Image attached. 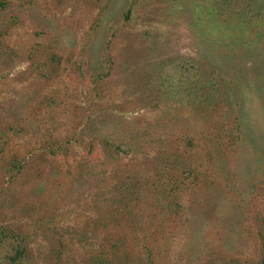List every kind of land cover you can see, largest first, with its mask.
I'll return each instance as SVG.
<instances>
[{"label":"rangeland","instance_id":"rangeland-1","mask_svg":"<svg viewBox=\"0 0 264 264\" xmlns=\"http://www.w3.org/2000/svg\"><path fill=\"white\" fill-rule=\"evenodd\" d=\"M196 2L0 0V264H261L264 13L222 77Z\"/></svg>","mask_w":264,"mask_h":264},{"label":"trees","instance_id":"trees-1","mask_svg":"<svg viewBox=\"0 0 264 264\" xmlns=\"http://www.w3.org/2000/svg\"><path fill=\"white\" fill-rule=\"evenodd\" d=\"M196 10L195 23L199 28V37L201 45V54L203 61L206 63L211 72L214 74H221L222 77H225L228 72H231L229 64L233 63L230 60L235 58V55L231 50H226L225 45L233 44L239 40H242L241 37H246L249 40H253L254 35L256 34V27L259 18L264 13V0H205V2H196L193 6ZM125 16L128 17V12H125ZM208 53H211V58L208 57ZM218 53L222 54L221 60L214 61L213 56H219ZM55 56V55H53ZM231 77L235 74L233 73ZM211 72L209 74H211ZM196 74V72H195ZM207 73L205 74V80L198 81L193 80V84L188 87L192 89L195 94L192 96V100L196 102L199 97L202 105L206 107L203 112V116L211 117L213 114V109L208 107L209 102L217 101L214 100L218 96V90L214 89L213 91L208 90L210 86H207L206 83L210 79V76ZM229 76V75H227ZM230 86V90L235 91L234 81ZM201 87H206L205 97H201L199 91ZM216 92V94H213ZM235 93V92H234ZM202 94V93H201ZM216 95V96H213ZM231 95V94H230ZM206 97H208L206 99ZM205 99V101H204ZM213 99V100H211ZM218 115V114H217ZM112 144V142H110ZM114 147H119L120 144H113ZM157 193V192H155ZM18 256V253L12 257L14 260ZM261 264H264V247L261 255Z\"/></svg>","mask_w":264,"mask_h":264}]
</instances>
